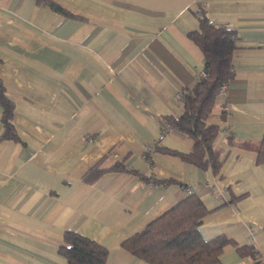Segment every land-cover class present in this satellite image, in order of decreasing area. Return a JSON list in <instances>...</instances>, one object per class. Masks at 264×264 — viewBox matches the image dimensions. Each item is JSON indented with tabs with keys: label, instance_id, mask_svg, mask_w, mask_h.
I'll return each mask as SVG.
<instances>
[{
	"label": "crops",
	"instance_id": "1",
	"mask_svg": "<svg viewBox=\"0 0 264 264\" xmlns=\"http://www.w3.org/2000/svg\"><path fill=\"white\" fill-rule=\"evenodd\" d=\"M51 1L66 11L0 0V77L18 136L1 137L0 105V264H68L67 229L107 246L106 264H152L121 243L187 188L209 209L203 237L258 250L228 244L224 264H264V0ZM199 2L236 35L235 76L209 119L225 148L218 174L172 152L189 151L194 137L167 118L185 111L177 95L205 69L189 34Z\"/></svg>",
	"mask_w": 264,
	"mask_h": 264
},
{
	"label": "trees",
	"instance_id": "2",
	"mask_svg": "<svg viewBox=\"0 0 264 264\" xmlns=\"http://www.w3.org/2000/svg\"><path fill=\"white\" fill-rule=\"evenodd\" d=\"M46 1L55 8L66 11L60 4ZM197 14L199 28L189 34L205 54L207 75L198 79L194 87L184 93L185 111L178 116L168 115L167 118L169 127L178 128L194 137V144L189 151L172 152L198 166L212 168L218 174L224 162L225 148L219 143L220 125L209 119L221 97L225 96L221 94L222 85L225 82L230 84L235 76L233 52L236 48V35L227 26L213 23L202 2L198 4ZM0 105L3 107L2 120L5 126L1 137L17 138L13 121L14 102L8 96L1 77ZM225 111L223 107L222 114ZM156 144L155 150L160 148ZM257 160L264 162V133L259 143ZM123 167V164H119L114 168ZM98 173L100 170L97 169L95 172L90 171L87 177L92 175V179ZM141 177L151 179L144 174ZM153 180L168 182L174 179L166 177ZM182 185L188 187L185 182ZM207 212L209 209L200 194L191 190L144 228L126 237L121 244L134 255L152 264H224L221 254L228 244L236 246L242 254H259L253 243H239L225 234L208 239L203 237L199 225ZM59 252L66 257L68 264H106L109 256L107 246L75 229L65 231Z\"/></svg>",
	"mask_w": 264,
	"mask_h": 264
},
{
	"label": "built area",
	"instance_id": "3",
	"mask_svg": "<svg viewBox=\"0 0 264 264\" xmlns=\"http://www.w3.org/2000/svg\"><path fill=\"white\" fill-rule=\"evenodd\" d=\"M207 75V72H206V70L203 68V69H200L199 71H198V73H197V77H198V79H200V78H202V77H204V76H206ZM229 82H225L223 85H222V87H221V94L222 95H227L228 94V90H229ZM177 96H179V97H182V96H184V92H180V93H178V95ZM187 190H188V192H190L192 189L191 188H187Z\"/></svg>",
	"mask_w": 264,
	"mask_h": 264
}]
</instances>
